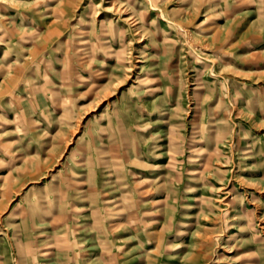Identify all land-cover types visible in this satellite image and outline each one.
Wrapping results in <instances>:
<instances>
[{"label": "rangeland", "instance_id": "rangeland-1", "mask_svg": "<svg viewBox=\"0 0 264 264\" xmlns=\"http://www.w3.org/2000/svg\"><path fill=\"white\" fill-rule=\"evenodd\" d=\"M0 264H264V0H0Z\"/></svg>", "mask_w": 264, "mask_h": 264}]
</instances>
